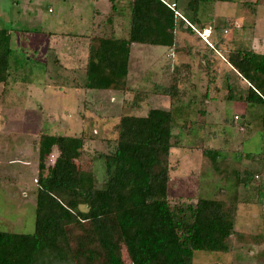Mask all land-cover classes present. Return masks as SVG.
Here are the masks:
<instances>
[{
  "label": "rangeland",
  "instance_id": "374dc122",
  "mask_svg": "<svg viewBox=\"0 0 264 264\" xmlns=\"http://www.w3.org/2000/svg\"><path fill=\"white\" fill-rule=\"evenodd\" d=\"M40 1V5L36 4V7L33 5L36 9L35 13L26 14L25 18L21 17L11 25L10 0H0V28L14 29L10 37L13 43L10 71L14 69L17 75L12 74V78L23 83L18 89L20 96L17 99L18 104L15 105L18 109L11 110L8 105V109L4 110V105L0 106L11 114L10 119H5L6 127L0 128V154L3 155H0V169L4 172H12L13 167L8 165L9 158L12 157L9 149L18 146V152L24 147L23 145L29 141L26 134H31L28 129L33 130L36 138L34 148L30 146V142L27 144H30L31 150L23 157L29 161L34 169L33 173L28 177L27 175L18 177L14 181L25 183L23 179L26 180L31 190L24 195L25 199L18 194L14 198L17 199L16 202H9L5 197H0V231L3 232L33 233L35 231L39 164L43 163L50 168L59 155L57 147L50 145L40 158L39 144L42 135L75 138L85 133L84 138L87 141L83 167H86L89 160L93 162L97 185L102 187L106 176L104 156L113 152L115 147V139H117L115 126L119 118L129 113L146 115L154 107L169 108L166 98L153 93L155 84L165 81L166 84L169 83V80L161 77L159 72L160 58H164L165 54L162 51H154L157 50L156 48L147 47L141 52L142 58L139 57L137 50H133L134 61L132 60L127 80L130 92L97 89L92 93L83 94L75 90L86 85L87 64L81 70L76 69L84 65L82 64L84 60L81 51L74 48V43L81 40L76 39L73 43L72 39L81 33L80 29L84 24H89L86 23L89 19L92 22L93 15L86 16L87 12H85L81 15L84 16L85 23L77 24L79 18L76 20L73 13H68V9H71L68 2L62 7V0ZM65 1L70 2V0ZM235 2L216 1L207 5L206 2L202 3L199 17L213 23V28L231 26L228 33L225 32L226 43L222 47H237L240 44L253 47L262 53L264 20L258 22L256 20L258 17L264 18V0H235ZM118 3L121 5L117 9L118 14H109L106 9H102L109 15L101 16L99 22L118 19L119 26H103L102 30L90 34V38H94L95 42L93 47L102 38H112L119 42L122 49L129 48L130 24L128 25L127 21L131 17V2L118 0ZM88 8L83 11H91ZM41 17L51 18L52 26H43ZM57 18L64 20L66 24L60 25ZM235 26H241L240 32L236 31ZM254 26H258L256 31ZM83 27L93 28V26ZM58 33L65 36L60 38ZM55 35L58 36L54 37ZM186 37V46H191L193 49L201 48L192 37ZM52 43H55L54 47L57 50L50 47ZM35 46L39 48V54L34 53V49L31 48ZM174 56L175 64L190 61L195 67L198 66L199 59L195 54L174 53ZM218 56L222 58L221 54ZM60 62L66 66L65 68L71 69H63ZM216 66L217 62L214 61L211 67L216 72L214 82L209 83V75L197 69L192 79L195 87L186 84L182 86L183 104L177 109L180 113L179 129L174 132L175 145L170 158L172 177L169 200L174 206L208 198L233 203L238 207L236 231L229 239L230 251L228 253L198 252L194 264H264V129L261 121L264 106L249 105L239 99L228 98L230 92L240 98L247 89L246 83L237 77L233 78L232 75L226 77V70L216 71ZM27 83H33L35 90L27 91ZM138 93L146 94V99L141 103L139 110H131V104ZM206 94L209 96V101L204 98ZM26 103L29 105L25 106ZM203 109L207 114L204 125L200 121L202 120L200 112ZM236 116L239 118L236 119ZM21 120L27 121L31 127L27 128L25 124H21ZM15 132L20 134V137H15ZM209 149L221 150L220 156L213 159L210 154L204 152ZM47 173L46 170L45 174ZM249 173L252 174L251 178L249 177L245 182V177ZM5 177L7 176L3 174L2 180H5ZM80 208L87 210L85 206ZM115 225V220L110 215L94 221L80 222L77 225L76 229L83 231L73 233L77 236L73 247H76L74 253L78 264H93V260L95 264H102L100 257L103 258L104 252L100 238H103V242L112 243L111 236H113L116 242ZM107 232L110 238L106 236ZM97 234L102 236L99 237ZM122 256L125 264H131L124 249Z\"/></svg>",
  "mask_w": 264,
  "mask_h": 264
},
{
  "label": "trees",
  "instance_id": "16d2710c",
  "mask_svg": "<svg viewBox=\"0 0 264 264\" xmlns=\"http://www.w3.org/2000/svg\"><path fill=\"white\" fill-rule=\"evenodd\" d=\"M204 1L189 0L188 10L193 16L187 19L192 25L199 21L198 12ZM176 16L162 0H133L129 48L122 49L112 38H102L96 46H91L84 88L130 92L127 80L133 45L165 47L177 54L201 55V50L194 53L191 46L185 45L180 31L190 36L196 33L191 26H185L186 20ZM230 27L215 26L213 43L206 46L198 67L209 75V83L214 82L216 72L211 69L214 60L211 56L218 52L230 68L225 76L232 75L248 83L240 98L232 92L228 98L264 106V54L240 44L222 47L226 43L225 32ZM10 37L9 29L0 28V58L3 60L0 85H5L11 77L7 63L12 52ZM197 40L202 38L197 35ZM162 66L161 77L167 78L169 83L155 84L153 93L166 98L169 108L154 107L146 115L129 113L119 118L115 126V147L104 156L106 176L102 187L97 185L93 162L89 160L83 167L85 133L75 138L42 135L40 158L50 145L57 147L59 155L50 168L39 164L35 231H0V264H78L74 253L76 247H73L77 225L109 215L115 220L117 240L115 242L111 236L112 243H107L100 238L104 252L103 258L100 257L102 264H125L122 249L131 264H194L198 252L230 251L229 239L236 231V204L208 198L174 206L170 203V158L180 117L177 109L183 104L182 86L194 88L195 84L192 83L194 72L190 61L175 64L169 52ZM204 98L210 100L207 94ZM145 99L146 94H136L131 110H139ZM201 115L200 121L204 125L205 109L201 110ZM261 121L264 129V110ZM204 152L213 159L221 154V150L213 149ZM251 175L245 177V182ZM81 206L87 210H82ZM106 236L110 238L108 232ZM92 263L95 264L94 260Z\"/></svg>",
  "mask_w": 264,
  "mask_h": 264
},
{
  "label": "crops",
  "instance_id": "0c3cea01",
  "mask_svg": "<svg viewBox=\"0 0 264 264\" xmlns=\"http://www.w3.org/2000/svg\"><path fill=\"white\" fill-rule=\"evenodd\" d=\"M63 2H61L62 7H65V5H67V2H68V5L71 7V9H68V13H73L72 15L76 18V20L79 18V20L77 21V24H84L85 23V20H84V16L82 17L81 15L84 14L85 12H87L85 15L86 16H91L93 15V19H92V22L90 21V19L88 20V22L86 23H89V24H84L83 26H93V28H85L82 26V28L80 29L81 33L79 35H76L74 36L75 38L72 39L73 43H74V40L76 39H79L81 40L80 42H76L74 43V48L75 50H80L81 53H82V59L84 60V62H82V65L80 68H76L78 70H81L83 69V67H85V64H87V61H88V56H89V49L90 47L95 44L94 42V38H90V34H94V31H98L99 29H103L104 27L103 26H119L117 25V22H119V20L117 19H110V20H102L101 22H99V20L101 19V16H106V15H109V14H112V13H116V15L118 14L117 12V9L119 7H121L120 3H118V0H70L69 1H65V0H62ZM102 1L104 3H102ZM169 4H175L176 5V11L181 15V16H176L178 19H183V20H186V27L188 26H191L193 31H195L196 34H194L193 36H190L189 34H185L184 32H181L180 31V35L181 37L184 39V38H187L186 36L188 37H192L193 40H195L194 42H196L198 44V46H200L201 48H197V49H193V52L195 53L196 51H199L201 50V55H195L198 59H200L204 52L206 51V46L207 45H211V43H213V40H214V24L213 23H210L208 20H204L202 19L201 17H199V12H198V22L195 24V25H192L190 23V18L191 16H193L192 12L188 10V2L189 0H166ZM131 2V7H132V2L133 0H130ZM206 2V5L207 4H210V3H215L216 1L214 0H206L202 3H205ZM235 2V0L233 1ZM10 3L12 5V18H11V25H13L15 22L19 21V18H25L26 14H33L35 13L36 9V4L40 5L41 4V1L40 0H36V2L34 3V0H10ZM201 3V4H202ZM236 3V2H235ZM35 7H34V6ZM86 7H89L88 10L91 9V11H86L83 9H86ZM123 9H124V5L122 6ZM102 9H106V11L109 13H107L105 10L103 11ZM31 10V12L29 11ZM51 11V9H50ZM205 11H206V7H205ZM83 12V13H82ZM121 15V13H120ZM14 17V18H13ZM95 17L97 18L95 19ZM189 20H188V19ZM42 19V23H43V26H52V20L51 18H48V17H41ZM259 20L263 21L264 18L262 19V17H258L256 22H258ZM57 21H59L60 25H65L66 22L62 19L59 20V18H57ZM237 21V20H236ZM128 25L130 24V20L128 18V21H127ZM255 22V23H256ZM238 23V21H237ZM239 25V23H238ZM258 25V24H257ZM258 26H254V31H256V28ZM236 28V31L239 30V28L241 29V26H235ZM6 29H9V28H6ZM9 31L11 32V36L13 34V31L14 29H9ZM209 32V33H208ZM240 32V30H239ZM57 34V33H55ZM59 34V33H58ZM53 35V34H52ZM71 36H73L72 34H69ZM197 35L199 38H202V40H197ZM58 35H55L54 37H56ZM65 34H59V37H64ZM53 37V38H54ZM209 38V39H208ZM212 42H211V40ZM12 42L10 43V47H11V50H13L12 48ZM55 43H52V45L50 46L51 48H54L57 50L56 47H54ZM264 46V44H262ZM46 46V45H45ZM83 46V47H81ZM81 47V49H80ZM148 46H142V45H133V48H132V52H131V56H132V60L134 61V57H133V50H137L139 52V57L142 58L143 55H142V51L145 50ZM32 49H34V53L36 54H39L40 50L39 48H36L35 47H31ZM148 48H156L157 50L154 49V51H162L164 58H160V75H161V67L163 65V63L165 62L166 60V57L167 56V53L170 52V54L172 53V56H174V53H173V49H168V48H165V47H148ZM253 48V47H251ZM161 49V50H159ZM257 53L258 50H256L255 48H253ZM195 50V51H194ZM217 52V51H216ZM12 53V52H11ZM218 52L217 54H215L214 56H211V58H213V62L215 61V63L217 62V66H216V69H219L220 70H227V69H230L228 68V64H222V63H226L224 60H222V58H219L218 56ZM260 54H264V51ZM11 56L12 54H10V56L7 58V63H8V66H9V71L11 70V66H10V60H11ZM139 59V58H138ZM221 60V62H218V60ZM3 60L2 58H0V63H2ZM15 63V61H14ZM13 63V64H14ZM199 63V62H198ZM222 64V65H221ZM60 65H62L63 69L66 67L65 65H63L61 62H60ZM198 65V64H197ZM65 69H71V68H65ZM197 69H199L200 71L204 72V70L200 69L198 66L195 67V65H193V72L195 74V72L197 71ZM68 71V70H66ZM11 73V77L9 79V81L5 84V85H0V106H3V109L4 110H7L8 109V105L10 106L11 110H17L18 108L15 106L16 104H18L17 102V99L18 97L20 96L19 93H18V89L19 87L21 86V84L23 83H20L18 82L16 79H13L12 78V74H16V72H14V69H12V71H10ZM205 74L203 73V76ZM194 78V77H193ZM16 81V82H15ZM242 82V81H241ZM192 83H194V81L192 80ZM243 83H246L243 81ZM33 84V83H32ZM31 83H27V91H30L31 90H35V87L32 86ZM247 87H248V83L245 84ZM30 86L31 89H30ZM37 90H39V88H36ZM50 89V88H49ZM41 90V89H40ZM75 90L77 91H81V93L83 94H87V93H92L93 91H96V90H91V89H86L84 87H80V88H75ZM43 91L45 92V90L43 89ZM80 94V92H79ZM210 103V102H208ZM29 105V103H26L25 106ZM3 109L0 108V128L5 126L6 127V120L5 119H10V116L11 114L7 113L6 111H4ZM5 112V113H4ZM5 120V123L4 121ZM14 123V122H13ZM25 124L27 126V128H30L31 126H29V123L27 121H22L21 120V124ZM31 131L30 133L31 134H26V137L29 138V141L24 144L23 148H21L20 151L17 152L18 150V146H16V148H13V149H9L10 152H12L11 156L9 159L10 161H8V165H10V167H13V170L12 172L11 171H6L4 172L3 170L0 169V197L3 198L5 197V199H7L9 202L11 201H15L17 199H14L16 196H18V194L22 197H24L23 199H25V196L24 195H27V192L29 190H31L28 185V183H26L27 181L23 179V182L25 183H22L21 181L20 182H14L15 179H17L18 177H23L25 175H28L30 173H33V168L32 166L29 164V161L27 160V158H23L24 156H27L29 151L31 150V147L32 146L34 148V141L36 138H34V134H33V130L32 129H28V131ZM0 133H1V130H0ZM15 137L19 136L20 134H18L17 132H15ZM23 136V134H22ZM20 137V136H19ZM31 143V145H27L28 143ZM25 150H27V152L25 153ZM1 156H3L2 154H0ZM6 165V164H5ZM16 165V167L14 166ZM18 165V166H17ZM3 174L7 177H5V180H2V176ZM5 182V183H4ZM5 193V194H4ZM27 201V199L25 200V202Z\"/></svg>",
  "mask_w": 264,
  "mask_h": 264
},
{
  "label": "built area",
  "instance_id": "2783aa9c",
  "mask_svg": "<svg viewBox=\"0 0 264 264\" xmlns=\"http://www.w3.org/2000/svg\"><path fill=\"white\" fill-rule=\"evenodd\" d=\"M165 4H167L172 10L175 11L177 16H181L177 11H176V5L175 4H169L166 0H162Z\"/></svg>",
  "mask_w": 264,
  "mask_h": 264
},
{
  "label": "bare ground",
  "instance_id": "6f19581e",
  "mask_svg": "<svg viewBox=\"0 0 264 264\" xmlns=\"http://www.w3.org/2000/svg\"><path fill=\"white\" fill-rule=\"evenodd\" d=\"M209 33V32H208Z\"/></svg>",
  "mask_w": 264,
  "mask_h": 264
}]
</instances>
